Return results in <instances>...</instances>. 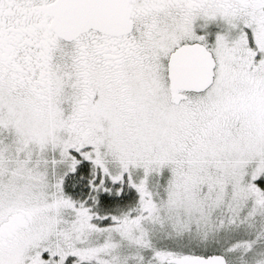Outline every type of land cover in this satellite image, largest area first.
Segmentation results:
<instances>
[{"label": "snow or ice", "instance_id": "1", "mask_svg": "<svg viewBox=\"0 0 264 264\" xmlns=\"http://www.w3.org/2000/svg\"><path fill=\"white\" fill-rule=\"evenodd\" d=\"M0 264H264V0H0Z\"/></svg>", "mask_w": 264, "mask_h": 264}]
</instances>
